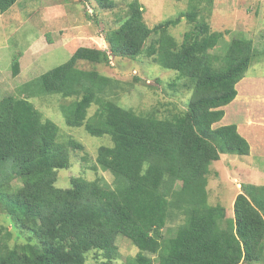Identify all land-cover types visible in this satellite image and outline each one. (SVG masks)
<instances>
[{"label":"trees","instance_id":"16d2710c","mask_svg":"<svg viewBox=\"0 0 264 264\" xmlns=\"http://www.w3.org/2000/svg\"><path fill=\"white\" fill-rule=\"evenodd\" d=\"M17 1L0 0V12ZM95 1L102 8L115 5ZM201 1L190 0L176 18L150 27L144 5L132 0L121 23L107 31V48L80 46L67 61L0 98V207L13 229L27 235L10 245L12 232L0 227V264H86L92 250L101 252V264H112L118 236L139 249L122 264L264 263V186H246L232 217L223 205L209 203L207 188L213 162L250 153L236 124L217 123L264 50L244 37L222 42L225 32L208 21L213 0ZM183 17L191 28L179 42L169 28ZM111 56H146L176 71L191 91L186 108L137 113L111 97L122 81L77 66L79 60L109 64ZM19 57L12 60L14 76ZM51 95L67 100L59 107L66 125L111 137L94 168L111 172L112 183L73 176L69 187L56 185L59 169L71 166L70 149L83 145L62 141L59 125L31 101Z\"/></svg>","mask_w":264,"mask_h":264},{"label":"rangeland","instance_id":"374dc122","mask_svg":"<svg viewBox=\"0 0 264 264\" xmlns=\"http://www.w3.org/2000/svg\"><path fill=\"white\" fill-rule=\"evenodd\" d=\"M114 1V7L102 8L95 0H18L7 11L0 12V98L13 93L22 83L67 61L80 46L107 48V31L121 23L126 15L127 4L132 0ZM140 1L145 8L144 19L150 27L166 19L176 18L190 4V0ZM201 2V5H206L205 0ZM208 21L212 30L225 32L222 42L233 37H244L264 50V0H213ZM190 28L191 24L183 17L178 25L169 28V33L182 42L184 33ZM18 55L20 72L14 76L11 64ZM261 57L249 66L246 75L264 76V53ZM77 66L96 69L122 81V87L111 97L121 106L132 108L137 113L156 110V114L168 115V110L175 112L185 109L191 97L189 86L184 84L187 80L146 56L137 60L111 56L109 64L96 65L79 60ZM31 101L44 118L59 125L62 141L73 138L83 145V149H70L71 166L59 169L56 185L69 187L73 176H83L89 180L105 179L112 183L114 176L111 172L98 166L94 168L99 148L111 146V137L107 134L92 136L83 126L66 125L59 107L67 100L59 95L36 96ZM96 108L97 105L93 104L89 115ZM248 110L255 113L251 107ZM249 154H224L219 161L210 165L207 185L209 203L223 205L229 217L234 214L236 196L246 193L244 188L249 183L258 185L259 175L264 180V155H259L257 151ZM168 225L174 226L172 223ZM0 227L12 232L10 245L27 240L25 233L13 229L1 207ZM116 244L119 255L112 264L124 263L139 250L123 236H118ZM102 260L101 252L92 250L87 254L86 264H101Z\"/></svg>","mask_w":264,"mask_h":264},{"label":"crops","instance_id":"0c3cea01","mask_svg":"<svg viewBox=\"0 0 264 264\" xmlns=\"http://www.w3.org/2000/svg\"><path fill=\"white\" fill-rule=\"evenodd\" d=\"M236 87L238 94L224 107L225 115L217 125L236 124L239 133L249 140L250 153L257 151L259 155H264V106L262 104L264 103V76L246 75ZM248 107L254 109L255 113H251ZM251 137H253L252 141ZM261 179L263 176L259 175V186L264 185V180ZM249 184L258 186L255 183Z\"/></svg>","mask_w":264,"mask_h":264}]
</instances>
